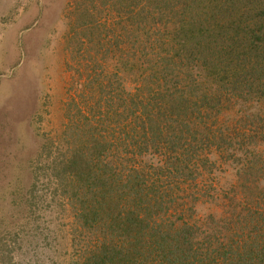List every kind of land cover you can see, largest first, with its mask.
Wrapping results in <instances>:
<instances>
[{
    "label": "trees",
    "instance_id": "obj_1",
    "mask_svg": "<svg viewBox=\"0 0 264 264\" xmlns=\"http://www.w3.org/2000/svg\"><path fill=\"white\" fill-rule=\"evenodd\" d=\"M137 1L132 15L133 23L140 25L137 30L145 25L148 35L153 32L156 41L162 40L158 46L153 42L150 54L143 42L138 53L160 64H151L152 75L141 65L134 92L126 89L117 71L121 92L115 99L120 106L112 115L105 111L102 130L89 125V133L98 135L82 141V148H72V155L64 160L62 174L71 192L66 195L81 206L74 211L79 213L74 219L98 239L76 261L252 264L246 261L256 252L255 244L260 252L264 247V194L250 200H256V206L243 228L236 214L232 216L237 217L235 221L224 219L218 224L211 219L204 228L193 214L184 213L169 224L164 216L170 213L171 201L199 200L198 176L214 167L210 155H227L236 131L248 142V150H238L244 151L246 159L264 142V117L257 124L258 114L253 115L254 121L248 120L251 126L244 125L247 131L241 128L242 133L222 123V115L232 109L230 103L237 95L264 97V0ZM191 48L192 56L201 61L200 74L208 71L211 75L208 81L203 75L199 80L193 76L191 70L198 60L187 56ZM162 65V69L155 68ZM258 105L264 111V103ZM122 129L126 139L112 140V134ZM253 129H257L255 135ZM235 148L228 160L237 158ZM150 156L158 162L149 165ZM252 163L249 160L246 171L256 169Z\"/></svg>",
    "mask_w": 264,
    "mask_h": 264
},
{
    "label": "rangeland",
    "instance_id": "obj_2",
    "mask_svg": "<svg viewBox=\"0 0 264 264\" xmlns=\"http://www.w3.org/2000/svg\"><path fill=\"white\" fill-rule=\"evenodd\" d=\"M137 3L0 0V264H83L76 261L77 256L97 243L94 234L74 219L79 216L74 211L81 206L66 195L71 192L62 168L72 148L98 135L89 133V125L102 130L105 111L112 115L120 106L115 99L121 92L116 72H121L126 89L134 92L141 65L152 75L151 64L159 63L138 53L143 42L150 54L153 42L158 46L162 40L156 41L153 32L148 35L145 25L137 30L140 25L132 17ZM193 50L187 56L198 63L191 72L196 79L203 75L208 81L211 75L200 74L201 61L192 56ZM241 96L222 115L223 126L230 125L232 132L238 128L242 133L245 124L251 126L247 122L254 121L253 115L258 114L257 124L264 117L258 105L264 103L263 96ZM124 132L112 134L111 139L125 140ZM231 141L227 155H210L214 167L198 176L199 200L171 201L166 224L185 213L193 214L204 228L211 219L218 224L224 219L235 221L236 214L243 228L256 206V200H250L264 194V142L246 159L244 151L238 150H248L247 141L237 131ZM234 147L240 161L228 160ZM147 159L149 165L158 162L155 157ZM242 159L246 160L240 164ZM249 160L255 170L246 171ZM80 230L84 231L78 237ZM254 249L246 263L264 264V247L260 252L255 244Z\"/></svg>",
    "mask_w": 264,
    "mask_h": 264
}]
</instances>
